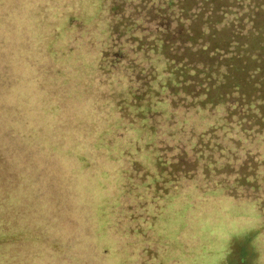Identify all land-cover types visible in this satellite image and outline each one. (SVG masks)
<instances>
[{"label": "trees", "instance_id": "obj_1", "mask_svg": "<svg viewBox=\"0 0 264 264\" xmlns=\"http://www.w3.org/2000/svg\"><path fill=\"white\" fill-rule=\"evenodd\" d=\"M0 7L5 58H16L19 75L46 78L34 98L22 97L19 122H7L17 114L15 104L7 105L11 116L8 107L2 111L4 126L32 148L37 163L16 172L28 188L25 200L41 231L75 208L83 222L86 208L99 216L84 232L83 222L71 220L62 246L48 232L47 264H88L102 244L117 246L123 264H168L174 255L157 228L162 216L181 212L179 240L192 251L201 245L195 221L226 216L229 204L258 213L254 230L264 242V0H0ZM7 90L1 88L5 98ZM36 110L57 117L47 118L54 132H42ZM92 149L105 153L94 158ZM55 158L64 161L60 173L43 181ZM50 201L57 213L39 214ZM202 202L209 209L194 208ZM227 218L245 225L231 211ZM5 222L0 243L11 235L2 234ZM184 227L190 241L181 235ZM19 231L11 236H25ZM100 233L111 241L95 245ZM247 236L232 242L224 264H250L241 260ZM45 239L43 232L33 237L39 245ZM83 240L94 251L89 246L86 259L84 252L69 258Z\"/></svg>", "mask_w": 264, "mask_h": 264}, {"label": "rangeland", "instance_id": "obj_2", "mask_svg": "<svg viewBox=\"0 0 264 264\" xmlns=\"http://www.w3.org/2000/svg\"><path fill=\"white\" fill-rule=\"evenodd\" d=\"M1 9V7H0ZM1 18H3V14L0 15ZM72 21V20H71ZM74 27H78L77 25L80 23V21L76 18L73 19ZM3 28L4 27H0ZM82 28V27H80ZM85 28V27H83ZM82 33L86 35V30L83 29ZM19 67L18 61H16V58L12 61L9 60V58H5L4 52L0 49V223L5 222L4 226H1L2 228V234L11 233L13 234L14 231L20 232L19 230L23 231L25 233V236L22 238L18 236L13 237L11 235H7L5 240L0 243V264H35L36 259L38 260V264H47L50 260L49 252L51 246L46 243L48 241V238L45 239V236L48 237L49 234H53L56 244H59V246H62V238L67 239L68 234L72 231L73 225H75L71 220L75 221L76 223L83 222L80 217V213L77 212V217L75 216V209L72 212L71 216L69 214V210L67 208L68 215H63V221H60L56 223V226L51 230H43L41 231V223H36V211L32 208V206L28 205L27 200H25V197H27V191L28 188L24 187L20 181L17 180L16 172L19 173V171L22 169L23 171L31 168L32 164L36 162L31 161L30 156V150H32L29 146H23L19 142H17L12 137V132L9 131L4 126V121H6V116L3 114V109L5 107L15 108L17 111L16 116L12 117L10 120L8 119L7 122H19L21 115L19 108L23 106L22 102L25 99H22V97H26L27 100L25 103L31 100L29 96L35 97L37 91V88L40 89V82L44 79L43 77H32L27 74H21L19 75V70L16 68ZM25 78V81H24ZM55 82L53 83L55 86L52 87V83H48V85L43 87V90L51 88L56 93V85H59V82L57 79H54ZM7 85V92L6 94H9L8 98H5L4 94L1 95V88ZM24 93V95H21ZM57 95V94H55ZM23 100V101H22ZM39 101V99H37ZM15 104L13 107L12 105ZM8 105V106H7ZM63 107L64 103L61 104ZM8 107V108H9ZM27 107V106H25ZM9 108V115H12V110ZM35 114L32 115L34 117L37 116L35 119V122L42 126L43 131L42 132H54V130H51V127L53 126L50 121L47 118H51L53 121L56 120L57 117H52L53 115L50 114L48 117H43L42 112L36 110L34 112ZM30 116V115H29ZM42 117V120H39L38 118ZM65 118V113H61L60 116H58V119ZM27 126L29 124V121H26ZM20 130L22 129L21 126H17ZM29 129V127H27ZM5 134H4V133ZM67 148H69L72 143H64ZM72 147V146H71ZM44 152H47V149H44ZM105 151L98 150L95 151L94 149L91 150V156L94 158H97L98 156H102ZM73 160V159H71ZM9 161L11 162V165H8ZM76 161V160H75ZM25 162H31L28 164H23ZM64 161L58 158H55L49 168V172L46 176L43 177V181L47 180L49 177V174L53 176H57L61 170L60 167H63L62 164ZM100 162V161H98ZM38 163H40L38 161ZM39 166L36 170H38ZM87 169V170H86ZM83 172L89 171L88 168H86ZM30 171V170H29ZM28 171V172H29ZM93 172L96 171L95 166L93 165ZM92 172V173H93ZM212 178V175H211ZM213 178L214 175H213ZM57 180V177H56ZM201 180V178H200ZM85 183V180H84ZM85 189L89 188V186H84ZM10 188H14L13 191L7 196L5 192L9 190ZM90 190V189H87ZM54 190H49L48 193L51 196L54 195ZM107 192H113V191H107ZM60 194H63L61 192H58ZM115 193V191H114ZM64 195V194H63ZM84 196L92 197V193L83 194ZM56 196V193H55ZM54 196V197H55ZM221 198V197H220ZM218 198V199H220ZM217 199V200H218ZM216 200V201H217ZM72 201V200H71ZM56 201H50L48 206H45L44 204L39 206V214L48 212L50 209V213L54 212L57 213L56 210ZM62 203L64 204V199H62ZM66 203L71 204L68 200ZM209 205L207 202H202V206H196L194 208H197L199 210H206L209 209ZM27 206V207H26ZM90 211L86 208L83 210L86 215H88V221L82 223V230L84 232L85 228H88V225H91L93 228V225H96L97 219L99 216H96L94 213H96V210L89 208ZM251 209H248L247 206H237L236 204H229L228 210H225V214L218 215V216H207L206 219L197 220L195 221V233L197 234V238L201 241V245H198L196 249H193L190 251L188 250V247H186L180 240H179V228L182 227L184 224V219H182L181 212L175 211L170 212L169 214L165 215V218L162 216L160 220L157 222V228L158 230L164 234L163 236L168 238L170 241V245L167 247H170V250L167 252V254H173L174 259L173 262L168 260V264L176 263V261L180 262V264H224L225 257L229 255V250H231L230 245L232 242L240 241L237 239H240L241 237L244 238V242L247 244V248L244 249V256L241 257L242 262H248L250 261V264H264V242L262 241V238L259 237L261 234L258 233L257 230H254L255 228V221L258 213L255 210L252 212L248 211ZM80 211V210H79ZM228 211H231V213L236 215V218L241 220L245 225H248L250 229L243 230L245 225H238L235 222L229 221L227 218ZM48 215V213H47ZM211 215H213L211 213ZM79 216V217H78ZM95 217H98L97 219ZM233 225V226H231ZM39 229L38 231H35L36 229ZM241 228V229H240ZM234 229V230H233ZM93 231V229H92ZM91 231V232H92ZM182 233L181 235L186 237L188 241H190V238L188 236V227H184L181 229ZM39 232H43L45 242H42L41 245L37 244L38 242H35L33 240L34 235H36ZM49 232V234H48ZM147 232V231H146ZM251 234H256L255 236ZM52 236V237H53ZM60 238V239H59ZM83 238H87L84 236ZM73 239V237H72ZM94 239H96L95 245L98 244V242H101L99 239L105 242H110L111 238L105 234L100 233L99 236L95 235ZM60 240V243H59ZM105 241V242H104ZM243 241V240H241ZM92 242V240H91ZM84 243V240H83ZM84 245H76L74 248L72 247V253H70L71 259H74L73 255H77L83 253V257L86 259L85 251L90 246L91 250L94 251V244L89 243ZM258 244V245H256ZM85 245H88L86 248ZM238 247H242V244H238ZM157 246H161L157 245ZM92 252V251H90ZM68 253V256H69ZM99 253V255H98ZM122 252L119 251V248L116 247H109L108 244L101 245L99 249H97V257L93 256L92 258H87L88 264H123L122 260ZM61 256V255H58ZM72 256V257H71ZM63 257V256H61ZM169 258V256H166ZM92 259V261H90ZM98 261H100L98 263ZM58 264H69L66 262H59ZM78 264V263H75ZM141 264H148L146 260L142 261ZM162 264H166V262H163ZM177 264V263H176Z\"/></svg>", "mask_w": 264, "mask_h": 264}]
</instances>
